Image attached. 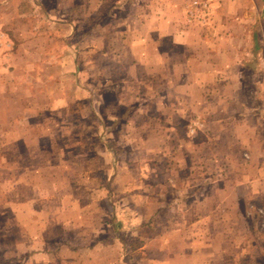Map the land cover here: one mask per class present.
Returning a JSON list of instances; mask_svg holds the SVG:
<instances>
[{
  "label": "rangeland",
  "instance_id": "obj_1",
  "mask_svg": "<svg viewBox=\"0 0 264 264\" xmlns=\"http://www.w3.org/2000/svg\"><path fill=\"white\" fill-rule=\"evenodd\" d=\"M164 4L172 22L210 45L196 57L211 64L193 68L216 71L185 103L211 95L217 107L207 120L237 124L242 109L264 105L255 91L264 77V0H0V264L43 263L29 256L50 227V248L81 245L79 234L96 228L119 264H264V175L250 153L220 160L197 133L198 115L165 111L161 81L142 79L136 29ZM160 45L172 51L169 40ZM52 96L66 105L50 109ZM248 111L243 120L254 125ZM212 210L240 236L231 242L239 256L226 240L213 254L196 248L188 222ZM58 219L72 221L66 239Z\"/></svg>",
  "mask_w": 264,
  "mask_h": 264
},
{
  "label": "crops",
  "instance_id": "obj_2",
  "mask_svg": "<svg viewBox=\"0 0 264 264\" xmlns=\"http://www.w3.org/2000/svg\"><path fill=\"white\" fill-rule=\"evenodd\" d=\"M71 10L72 7H68L69 13L71 12ZM152 13L153 12H147L148 15L143 20L144 22L142 21V23H140L142 25L139 24L140 27L136 29L138 33L142 31V34H139L138 37L136 36L137 40L134 43L138 44L136 45V47L142 48V79H146V81L148 82L149 80L161 81V83L158 84L159 87L163 86V89L159 93L158 103L164 106L165 111H190L192 114L198 115L197 117L201 119V127L203 130L201 129L200 131H197V133L198 135H200L199 133L203 134L205 132L206 134L204 135H206L207 137V139L204 141V147H211L212 152H216L220 160L223 161L236 160L238 159L242 151H248L251 156L250 159L254 162L252 165L254 168L253 170L259 175H264V128H262L264 127L263 103L261 105L260 102L257 107L255 106L254 109H251L250 111H248L247 107L242 109L245 114H239V124H237L235 117H219V119L215 120L213 123H210L207 120V118L210 117V114L216 111L217 107V102L212 101L214 99L211 95L209 99L206 98L202 103H195V101L192 103H185L187 101H185L184 98L192 96L194 89L196 93L199 91L200 80H214L215 78L216 71L213 70L212 66L210 70L208 69L206 71L201 68L200 70L199 68L198 70L197 68H193L194 64L196 63L200 65L206 64V66L211 64V61L209 59L201 60V62L196 57L198 56L197 52H199L196 51L198 47H204L207 50L210 45L206 40L201 41L200 37L193 36V34L195 33L183 31V26H180L177 22H172V20L168 18L169 15L171 16V13L168 12L167 4H164L162 6V9H158V17L153 15L154 19H150V15H152ZM171 22L173 24H171ZM67 25L69 26V28H71L69 24ZM68 32L70 34V29ZM163 39L169 40V43L172 46L171 52H168L160 47L161 41ZM130 48L133 54L132 48H135L134 44L133 46H130ZM180 49L188 51V59L185 57L184 62H181L180 59L181 52L178 51ZM131 65L133 66V68H136L138 64L131 63ZM155 70H158L157 76L154 73ZM260 78L261 79L258 80L256 84L255 91L256 94L261 98V100L264 101V77L261 76ZM182 79L197 81L198 87H193V84L191 82L183 84V82H181ZM176 80L178 81L174 82ZM197 84L195 86H197ZM196 93L195 96L198 97ZM200 94L201 95L199 97H202V93ZM155 96L156 95H151L150 97L153 99ZM52 97L50 103L51 106L49 107L50 109L59 108L60 106L64 107L66 105L65 100L55 101L54 97ZM246 111L254 112V125L250 124L247 119L243 120L246 118ZM244 116L245 118H243ZM261 135L263 136L262 138ZM256 146H259V148L263 146V151H256L255 155L250 151ZM190 153L193 156L195 153L194 149H192ZM242 164L243 168L242 166H240L241 169H245L247 165L245 163ZM244 171L246 174V169L243 170V172ZM252 186H256L255 183H253ZM196 219L197 220L192 219L190 222H188V226L193 225V230L197 231V233H195L196 235H194V238L197 240V242L194 241V243H196V248L203 247L205 248V251H207V254H213L215 249V241L222 240L224 243L226 240L227 247L232 249L233 252L237 251L234 247V244H232L231 242H234L237 238H240V236H238L237 231L231 228L232 225L230 223V219L216 216L213 210L212 213H209L207 216H199ZM60 220L61 219L55 221V225L60 229V233L65 236L66 239V236L71 232V228L69 225H71L72 221L63 219V221L61 222ZM183 223H185V220L183 221ZM202 224H205V227L199 226ZM83 230L84 229H82V231ZM90 232L91 233L89 234V237H87L88 234L86 235L85 233L79 234L83 236L80 237V242L82 243L81 245L72 244V242H69L66 244L62 243L60 247L50 248L46 247V244L44 242H46V240H49L51 237H54L55 233L51 229V227L50 231H47V229L41 230V235L39 236V238H37L40 249H38L35 253L31 252V256L29 257L36 256L38 258L36 260L44 261L40 264H70V262L71 264H75L74 262H72L73 260H71V258H78L79 263L80 261H82L81 264H119L118 260L113 258V253H108V251H106L100 241L96 239V228L94 230H91ZM91 236L94 237V241L90 245H93L88 247L87 241L90 240ZM199 236L203 238L204 242H199ZM45 238L46 240L44 241ZM113 247V244H111L109 249ZM58 249L59 252H56ZM39 250L41 251L40 253H38ZM200 252L201 251H196L194 253L192 252V254L198 257ZM237 252L239 256L241 254V251L238 250ZM16 255L20 256L19 259H21L23 253H17Z\"/></svg>",
  "mask_w": 264,
  "mask_h": 264
}]
</instances>
